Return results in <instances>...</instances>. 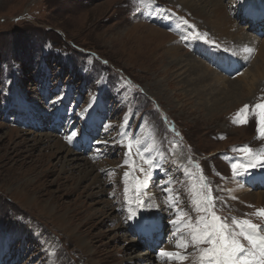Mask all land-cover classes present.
<instances>
[{"label": "rangeland", "instance_id": "obj_1", "mask_svg": "<svg viewBox=\"0 0 264 264\" xmlns=\"http://www.w3.org/2000/svg\"><path fill=\"white\" fill-rule=\"evenodd\" d=\"M237 10L262 21L264 0H0V264H199L189 225L209 194L231 231L264 235V167L232 169L264 156V24ZM87 121L83 156L66 140Z\"/></svg>", "mask_w": 264, "mask_h": 264}, {"label": "snow or ice", "instance_id": "obj_2", "mask_svg": "<svg viewBox=\"0 0 264 264\" xmlns=\"http://www.w3.org/2000/svg\"><path fill=\"white\" fill-rule=\"evenodd\" d=\"M183 25H188L189 22L186 19L180 18ZM194 27V26H191ZM197 39L203 38L206 43L214 42L207 40V34L194 33ZM256 109L258 110V124L260 125V131L264 134V103L257 104ZM250 110L249 105H245L240 112L237 113V121L240 124L249 123V119L244 113ZM77 137V132L72 131L67 139L71 143L73 138ZM129 153L132 148V143L129 142L127 145ZM239 151L246 155H251L250 148H241ZM150 166L153 164L152 160H146ZM256 167H264V156L259 158L253 157L247 165L236 164L232 165L233 171L237 174H247L251 169ZM144 171V169H140ZM128 174L125 173V178ZM129 189L125 188V193ZM142 191V184L138 181L136 185V192ZM210 192V189H209ZM137 207L143 205V201L139 200V196L136 197ZM199 204L198 211L206 213L205 216L200 218L197 226L189 225V235L191 242L195 245L207 244L209 247L200 250L199 264H264V235L260 234V229L257 224L252 223L250 220L235 221L239 231L234 232L229 229V225L222 220V218L214 211V199L211 195L201 196L200 200L197 201ZM258 216L264 217V209H260L256 213ZM136 212L129 207V219H134ZM172 224L177 230L181 227V221L172 220ZM241 238L247 241V246L241 242ZM177 247H187V244H177ZM166 258L183 261L186 259L185 256L175 252H163Z\"/></svg>", "mask_w": 264, "mask_h": 264}, {"label": "bare ground", "instance_id": "obj_3", "mask_svg": "<svg viewBox=\"0 0 264 264\" xmlns=\"http://www.w3.org/2000/svg\"><path fill=\"white\" fill-rule=\"evenodd\" d=\"M153 53H155V50L153 51ZM197 68H199V67H197ZM216 83L217 84H222L223 83V80L222 79H216ZM223 98V97H222ZM217 122V121H216ZM217 128V127H216ZM18 193H17V196H18V198L20 199V200H24V202L26 201V202H28L27 201V199H29L30 198V193L29 192H27V191H22L21 190V188H19V190L17 191ZM18 200V199H17ZM36 200L34 199V200H32V201H30V202H28V204L30 205V204H33V202H35ZM44 209L47 211V213H45V216H47V217H52V215H53V221L55 222L56 220H58V219H62L63 217H61V215H59V214H57L56 212H55V210H53L51 207H49V206H44ZM82 225V224H81ZM83 226H84V224H83ZM82 227V226H81ZM67 229H69L71 232H70V235L71 236H73V230L72 229H70V228H67ZM83 249H85V247H83V246H81V251H83V253H84V250Z\"/></svg>", "mask_w": 264, "mask_h": 264}]
</instances>
